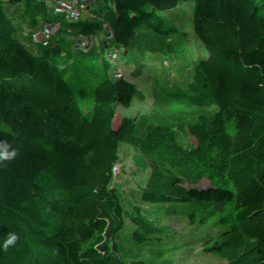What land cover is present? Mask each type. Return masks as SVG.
Returning a JSON list of instances; mask_svg holds the SVG:
<instances>
[{
    "label": "trees",
    "instance_id": "1",
    "mask_svg": "<svg viewBox=\"0 0 264 264\" xmlns=\"http://www.w3.org/2000/svg\"><path fill=\"white\" fill-rule=\"evenodd\" d=\"M149 133L167 189L132 227L178 242L148 264H264V0H0V264H135L74 252L142 183L124 145Z\"/></svg>",
    "mask_w": 264,
    "mask_h": 264
},
{
    "label": "rangeland",
    "instance_id": "2",
    "mask_svg": "<svg viewBox=\"0 0 264 264\" xmlns=\"http://www.w3.org/2000/svg\"><path fill=\"white\" fill-rule=\"evenodd\" d=\"M153 134L141 135L135 142L125 144L124 149L130 156L139 160L144 166L137 170L144 177L142 183L135 188H129L127 195L118 198L115 213L107 206L98 219L104 227L103 233L95 232L88 241L78 239L74 259L77 260L81 249H113L114 256H126L135 264H148V258L153 257L160 248L172 251L177 244L176 238L146 239L137 235L132 226L145 224L155 207L157 194L167 189V184L160 178L152 161ZM255 156V153H251ZM141 170V171H140ZM135 171V170H134ZM57 177V176H55ZM42 181V180H40ZM139 260H134V258ZM231 264H240L237 259Z\"/></svg>",
    "mask_w": 264,
    "mask_h": 264
},
{
    "label": "built area",
    "instance_id": "3",
    "mask_svg": "<svg viewBox=\"0 0 264 264\" xmlns=\"http://www.w3.org/2000/svg\"><path fill=\"white\" fill-rule=\"evenodd\" d=\"M37 111L33 112V115H36ZM28 119H25L22 124H20L17 128L16 131L13 132V138L14 142L17 144H22L24 145L30 152L36 153L40 150V147L42 143L45 142V134L46 131L45 129H35V128H29L27 125ZM2 168L5 171H8V165L4 163L2 165ZM48 177L52 178V175H49ZM43 180V179H42ZM76 190L77 188H72L70 189V193L73 195V200L74 197L76 196ZM79 207V203L77 202L76 209Z\"/></svg>",
    "mask_w": 264,
    "mask_h": 264
},
{
    "label": "clouds",
    "instance_id": "4",
    "mask_svg": "<svg viewBox=\"0 0 264 264\" xmlns=\"http://www.w3.org/2000/svg\"><path fill=\"white\" fill-rule=\"evenodd\" d=\"M18 155L17 150L12 148L6 141H0V165L5 162H10ZM19 241V236L16 233H8L4 238L2 248L7 251L10 247L15 246Z\"/></svg>",
    "mask_w": 264,
    "mask_h": 264
}]
</instances>
